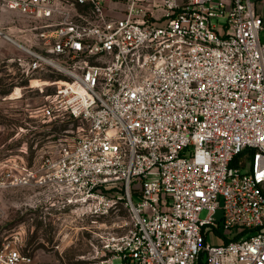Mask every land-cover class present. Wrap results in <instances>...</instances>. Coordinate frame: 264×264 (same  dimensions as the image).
<instances>
[{
  "label": "built area",
  "instance_id": "obj_1",
  "mask_svg": "<svg viewBox=\"0 0 264 264\" xmlns=\"http://www.w3.org/2000/svg\"><path fill=\"white\" fill-rule=\"evenodd\" d=\"M124 1L2 0L25 21L5 36L26 87L54 88L40 118L81 132L38 165L7 160L0 190L48 189L92 216L124 200L132 225L107 237V264H264L261 15L253 0ZM0 263L32 256L3 245Z\"/></svg>",
  "mask_w": 264,
  "mask_h": 264
},
{
  "label": "rangeland",
  "instance_id": "obj_2",
  "mask_svg": "<svg viewBox=\"0 0 264 264\" xmlns=\"http://www.w3.org/2000/svg\"><path fill=\"white\" fill-rule=\"evenodd\" d=\"M124 4L121 0L120 7ZM24 22L0 0V166L20 158L29 166L38 165L42 157L55 155L81 132L68 115L40 118L46 94L54 88L40 93L26 87L29 81L23 79L15 61L21 50L5 36L20 42ZM118 201L108 214L92 216L84 207L58 201L48 189L0 190V247L11 245L30 254L31 264H107L110 254L103 247L107 237L125 233L132 225L130 210L124 200ZM207 215L203 210L200 217Z\"/></svg>",
  "mask_w": 264,
  "mask_h": 264
},
{
  "label": "crops",
  "instance_id": "obj_3",
  "mask_svg": "<svg viewBox=\"0 0 264 264\" xmlns=\"http://www.w3.org/2000/svg\"><path fill=\"white\" fill-rule=\"evenodd\" d=\"M253 1L257 13L260 14L263 19V29L260 32V38L264 42V0H253Z\"/></svg>",
  "mask_w": 264,
  "mask_h": 264
},
{
  "label": "trees",
  "instance_id": "obj_4",
  "mask_svg": "<svg viewBox=\"0 0 264 264\" xmlns=\"http://www.w3.org/2000/svg\"><path fill=\"white\" fill-rule=\"evenodd\" d=\"M104 192L107 195H109V196L110 195L111 196H118L119 194H122V190L121 189H118L116 186H113L111 188L105 189ZM199 264H205L204 261H203V259H202V256L200 257Z\"/></svg>",
  "mask_w": 264,
  "mask_h": 264
},
{
  "label": "bare ground",
  "instance_id": "obj_5",
  "mask_svg": "<svg viewBox=\"0 0 264 264\" xmlns=\"http://www.w3.org/2000/svg\"><path fill=\"white\" fill-rule=\"evenodd\" d=\"M15 43H17V42L15 41ZM34 82H35V84H40L41 83L40 80H34Z\"/></svg>",
  "mask_w": 264,
  "mask_h": 264
}]
</instances>
